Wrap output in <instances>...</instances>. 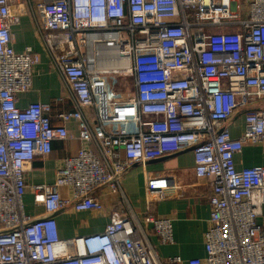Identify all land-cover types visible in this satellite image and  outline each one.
<instances>
[{"label":"built area","instance_id":"2783aa9c","mask_svg":"<svg viewBox=\"0 0 264 264\" xmlns=\"http://www.w3.org/2000/svg\"><path fill=\"white\" fill-rule=\"evenodd\" d=\"M26 5L65 83L67 98L55 103L71 108L56 112L60 123L50 102L18 105L40 61L14 48ZM114 75L126 77L124 91L112 89ZM259 102L264 0H0V264H264V166L235 163L245 144L264 143ZM236 113L239 137L230 132ZM71 121L81 147L44 185V214H28V165L71 137ZM185 150L197 177H212L204 258H162L151 232L171 243L172 220L124 206L102 231L60 236L58 212L102 211L100 187L116 190L130 165ZM153 193L147 180L149 208Z\"/></svg>","mask_w":264,"mask_h":264},{"label":"crops","instance_id":"0c3cea01","mask_svg":"<svg viewBox=\"0 0 264 264\" xmlns=\"http://www.w3.org/2000/svg\"><path fill=\"white\" fill-rule=\"evenodd\" d=\"M14 48L23 52L32 48L39 54L40 61L33 70L32 85L28 92L19 94L18 105L25 107L31 102L41 101L54 104L53 122L60 123L57 111L71 108L68 99L56 102L60 96H66L65 83L59 71L54 67L52 56L34 22L32 9L26 5L18 23L12 26ZM259 102L257 107L264 106ZM71 137L55 140L49 154H39L28 165L26 171L27 188L23 197L25 211L34 216L43 215L44 185L52 183L64 158L73 156L81 147L79 126L76 122L68 123ZM244 131V116L236 113L232 119L230 132L239 137ZM96 152V147H89ZM118 158L125 159L124 152L118 151ZM237 168L263 165L264 143L262 145L245 144L242 152L236 154ZM147 180L153 188L154 198L151 206L147 200ZM212 177L199 178L195 173L194 156L191 150L165 155L148 161L145 165H130L120 180V188L113 190L109 186L100 187L96 193L103 201L102 211L76 212L71 208L56 214L59 232L62 238H71L77 234L102 231L113 210L119 206L126 207L127 213L143 218L146 214L155 217H167L172 220L173 241L164 243L151 232V241L157 248L159 256H181L184 259L204 258L206 256L205 234L209 227L211 207ZM64 196L70 195V188L61 187ZM129 211V212H128ZM259 223L264 224L263 216ZM152 228V226H151Z\"/></svg>","mask_w":264,"mask_h":264},{"label":"rangeland","instance_id":"374dc122","mask_svg":"<svg viewBox=\"0 0 264 264\" xmlns=\"http://www.w3.org/2000/svg\"><path fill=\"white\" fill-rule=\"evenodd\" d=\"M83 50L85 49L83 48ZM109 79H110V82H112V89L114 91L116 92L124 91L126 77L120 78V76L114 75V76H110Z\"/></svg>","mask_w":264,"mask_h":264}]
</instances>
